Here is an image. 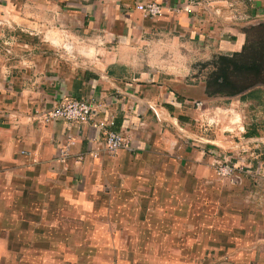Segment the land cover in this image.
I'll return each instance as SVG.
<instances>
[{"label":"crops","instance_id":"obj_1","mask_svg":"<svg viewBox=\"0 0 264 264\" xmlns=\"http://www.w3.org/2000/svg\"><path fill=\"white\" fill-rule=\"evenodd\" d=\"M143 1L160 2L164 13L157 18L144 17L135 8ZM218 12L221 14H215ZM249 15L264 21V0H0V19L28 27L29 35L50 39L52 33L62 32V37L85 41L89 49L102 55L122 46L125 52L124 60L96 58V54L92 67L73 62L75 68L84 70L68 77L60 66L48 70L53 66L48 60L42 65L47 69L40 71L38 78L30 63L26 65L30 72L25 68L29 75H25L24 71L8 73L0 62V264H52L50 260L56 261L53 264H89L93 249H85L87 257L74 243L86 240L92 229L81 216L92 203L89 196L107 197L113 191L101 188L100 181L91 186L92 179H102L100 171L110 165V158L115 163L121 158L123 173L137 157L164 160L177 152L181 164L189 168L197 164L199 152L192 150L197 147L181 148L180 138L187 132L186 123L200 115L190 102L208 97L204 82L186 86L163 78L158 69H163L164 62L149 60V53L159 51L152 40L167 33L177 44L182 29L188 30L190 37L202 36L197 26L212 20L216 22L215 33L209 34L215 38L212 50L237 51L243 34L227 23L221 25L230 16L240 20ZM69 97L87 98L98 110L78 132L73 129L75 143L68 156L59 160L58 149L68 127L61 121L45 124L40 112ZM149 106L155 108L156 115ZM108 115L113 118L110 128L124 132L130 144L112 154L102 150L92 158V139L103 140L92 123ZM156 122L162 127L175 125L181 132L179 139L170 140L167 130L154 133L159 127ZM80 154L83 161H76ZM44 229L63 230L54 231L50 240L43 238Z\"/></svg>","mask_w":264,"mask_h":264},{"label":"rangeland","instance_id":"obj_2","mask_svg":"<svg viewBox=\"0 0 264 264\" xmlns=\"http://www.w3.org/2000/svg\"><path fill=\"white\" fill-rule=\"evenodd\" d=\"M214 23L200 22L197 28L202 36L190 37L188 30L182 29L183 37L177 44L167 33L153 38L152 46L159 51L149 53V60L164 62L163 69H158L163 78L175 79L177 85H198L211 76L217 56L234 52L212 50L215 38L209 34L215 33ZM225 23L237 28L245 41L248 29L259 20L250 15L240 20L230 16L221 27ZM27 30L16 21L0 19V62L10 74L24 71L22 74L29 75L26 65L30 63L37 78L40 71L56 70L57 66L68 77L84 70L75 68L73 62L90 66L96 54V58L125 59L123 46L102 55L89 49L85 41L62 37V32L52 33L49 39L29 35ZM46 60L53 66L44 69ZM255 88L261 90L246 99L240 95L205 97L200 91L204 101H195L202 103L198 108L202 113L186 123L188 133L180 138L181 148L197 147L192 150L199 152L198 163L192 168L180 163V152L164 160L142 161L137 157L124 173L121 158L117 163L110 158V165L100 171L102 179H92L91 186L100 181L101 188L113 191L107 197L89 196L92 203L81 216L92 229L86 240L74 243L86 256L85 249H93L94 255L87 256L89 264H264V85L255 84ZM170 125H158V130L152 131L160 135L159 129L167 130L170 140L179 139L181 132ZM251 125L257 136L249 138L245 133ZM213 159L231 164L236 168L233 175L219 176L211 165ZM79 185L82 189L83 184ZM62 230L44 229L43 238L52 240L54 231Z\"/></svg>","mask_w":264,"mask_h":264},{"label":"built area","instance_id":"obj_3","mask_svg":"<svg viewBox=\"0 0 264 264\" xmlns=\"http://www.w3.org/2000/svg\"><path fill=\"white\" fill-rule=\"evenodd\" d=\"M135 8L147 18H157L165 10L163 4L155 1L138 2ZM190 103L196 108H200L199 106L202 105L200 101L195 100ZM149 108L156 115L155 108L153 106H149ZM97 110L98 108L94 107L87 98L69 97L59 101L51 109H45L40 112V118L44 123L61 121L68 127L65 134V142L58 149L59 160H63L68 156L71 147L75 143L76 136L73 134V129L78 132L81 124L90 121L93 116H97ZM106 117L92 123V126L99 130L103 137L101 141L98 138L92 139L89 146V153L92 158H97L102 150H105V153L112 154L120 148L128 147L130 144V140L124 135V132L110 128L113 124L112 116L108 115L109 120ZM75 158L76 161H83L84 155L80 154ZM211 165L215 166L218 171L217 174L221 177H231L236 169L231 164L219 159H213Z\"/></svg>","mask_w":264,"mask_h":264},{"label":"trees","instance_id":"obj_4","mask_svg":"<svg viewBox=\"0 0 264 264\" xmlns=\"http://www.w3.org/2000/svg\"><path fill=\"white\" fill-rule=\"evenodd\" d=\"M216 58L211 76L204 82L208 97L240 95L246 99L260 91L252 87L264 85V21L248 29L239 51ZM245 136H257L254 125L247 128Z\"/></svg>","mask_w":264,"mask_h":264}]
</instances>
